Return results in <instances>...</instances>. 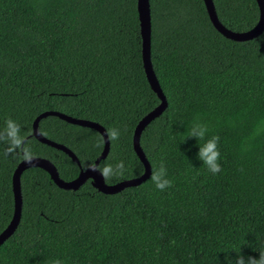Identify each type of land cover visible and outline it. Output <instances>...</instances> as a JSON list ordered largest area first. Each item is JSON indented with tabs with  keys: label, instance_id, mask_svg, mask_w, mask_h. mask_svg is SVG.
Returning <instances> with one entry per match:
<instances>
[{
	"label": "trees",
	"instance_id": "1",
	"mask_svg": "<svg viewBox=\"0 0 264 264\" xmlns=\"http://www.w3.org/2000/svg\"><path fill=\"white\" fill-rule=\"evenodd\" d=\"M264 1V0H263ZM233 31L258 19L255 0H212ZM149 57L166 106L140 131L150 172L136 185L104 193L86 179L58 187L46 170L23 169L17 225L0 243V264H235L264 251V27L233 40L209 21L202 0H148ZM136 0H0V132L11 119L31 156L50 160L63 180L99 156L91 126L48 114L38 132L76 157L32 135L45 110L86 119L106 131L96 167L123 161L107 184L139 175L132 148L137 121L158 104L142 66ZM205 139L187 138L193 123ZM218 136L222 171L198 159L199 143ZM0 141V231L13 211L11 175L23 152ZM164 165L172 186L150 180Z\"/></svg>",
	"mask_w": 264,
	"mask_h": 264
},
{
	"label": "water",
	"instance_id": "2",
	"mask_svg": "<svg viewBox=\"0 0 264 264\" xmlns=\"http://www.w3.org/2000/svg\"><path fill=\"white\" fill-rule=\"evenodd\" d=\"M205 6L206 13L208 15L209 21L213 27L221 33L223 36L233 39V40H245L252 38L259 34L264 27V1L255 0L258 7V19L256 23L249 29L244 31H233L225 27L218 19L212 0H202ZM136 11L139 23V34L141 38V60L144 70L146 80L150 88L156 93L159 98V102L152 109L147 111L142 117L137 121L132 132V148L143 165V171L134 177L122 179L115 183L107 184L103 180V176L100 171L92 170L93 166L97 165L100 158L104 157L108 150V137L105 129L98 123L88 121L86 119L76 118L59 111L45 110L42 111L33 122L32 135L39 141L59 148L65 151L72 159L77 161L74 154L66 148L64 145L54 142L44 136H42L36 129V120L42 116L52 114L56 115L68 122L75 123L78 125L91 126L96 129L102 136L103 147L99 156L93 161V163L87 165L85 168H80L77 176L71 180H63L58 176L57 170L54 164L40 156H31L30 160H25L22 158L15 165L12 175H11V189L13 195V211L11 218L7 225L0 231V243L13 231L20 216L21 207V197H20V186H19V176L23 169L30 166H38L46 170L49 174L50 179L60 188L64 189H75L86 179H91V184L94 185L99 191L104 193H114L125 186L136 185L146 179L150 172L149 162L146 159L140 145H139V134L142 128L155 116H157L163 108L166 106V100L161 92L156 76L153 72L150 57H149V47H150V15H149V3L148 0H136Z\"/></svg>",
	"mask_w": 264,
	"mask_h": 264
},
{
	"label": "clouds",
	"instance_id": "3",
	"mask_svg": "<svg viewBox=\"0 0 264 264\" xmlns=\"http://www.w3.org/2000/svg\"><path fill=\"white\" fill-rule=\"evenodd\" d=\"M20 126L15 123L13 120L9 119L6 122V129L3 132H0V141H6L8 143V153L12 154L18 151L23 152V158L25 160L31 159L30 151L24 147L25 141L24 138L20 135ZM208 128L198 122L193 123L191 129L188 132L187 138L196 137L198 142L205 139ZM107 136L110 140L115 141L119 138V131L117 129H109L107 131ZM218 141L219 137L214 136L204 144L199 143V154L198 159L203 161V166H206L208 170L213 174H218L222 171L219 164L220 152L218 150ZM92 170L100 171L102 176L109 178L112 175L121 174L124 170L123 161L116 164L115 168L111 165L104 166L102 169L96 166H93ZM167 171L163 164L157 170L153 168V172L150 180L155 184L156 188L160 191L165 190L168 187L172 186V181L166 178ZM259 259L254 257L245 258L243 255H238L235 264H264V251L259 252ZM51 264H61L60 260L52 261Z\"/></svg>",
	"mask_w": 264,
	"mask_h": 264
}]
</instances>
